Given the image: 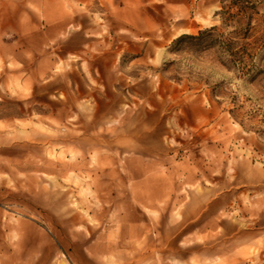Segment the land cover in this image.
Here are the masks:
<instances>
[{
  "label": "rangeland",
  "instance_id": "obj_1",
  "mask_svg": "<svg viewBox=\"0 0 264 264\" xmlns=\"http://www.w3.org/2000/svg\"><path fill=\"white\" fill-rule=\"evenodd\" d=\"M220 10L0 0V264H264V50L173 44Z\"/></svg>",
  "mask_w": 264,
  "mask_h": 264
},
{
  "label": "trees",
  "instance_id": "obj_2",
  "mask_svg": "<svg viewBox=\"0 0 264 264\" xmlns=\"http://www.w3.org/2000/svg\"><path fill=\"white\" fill-rule=\"evenodd\" d=\"M256 1V0H255ZM256 5L252 0H221V10L219 11L220 20L224 26H234L236 29L232 35L236 40L225 38L219 33L217 27H211L201 30L197 35H183L174 41V46L187 45L199 49V51L209 50L213 48L220 49L223 53L231 56L234 62L242 72L252 71V60L258 54L254 53L255 49L264 50V37L252 38L251 26L253 15L256 14ZM178 51V50H176ZM249 59V64L246 62ZM250 66V67H249Z\"/></svg>",
  "mask_w": 264,
  "mask_h": 264
}]
</instances>
